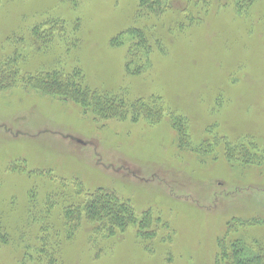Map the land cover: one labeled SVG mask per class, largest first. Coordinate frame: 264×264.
<instances>
[{"label":"rangeland","instance_id":"1","mask_svg":"<svg viewBox=\"0 0 264 264\" xmlns=\"http://www.w3.org/2000/svg\"><path fill=\"white\" fill-rule=\"evenodd\" d=\"M50 72L162 118L96 120ZM100 189L152 234L70 230ZM239 236L264 239V0H0V264H217Z\"/></svg>","mask_w":264,"mask_h":264},{"label":"trees","instance_id":"2","mask_svg":"<svg viewBox=\"0 0 264 264\" xmlns=\"http://www.w3.org/2000/svg\"><path fill=\"white\" fill-rule=\"evenodd\" d=\"M132 53L133 51H130V54ZM132 66L133 57H130L127 72L136 73V71L132 70ZM15 79L16 77H14ZM32 80L39 81L52 95L65 101L73 102L84 109L85 112L93 109L96 120H110L112 118L124 120L129 115L134 118L143 117L154 121L162 118L161 110L153 106L154 100L145 101L140 99L129 104L122 97L106 95L83 88L80 84V78L76 75L63 76L59 73L50 72L36 76ZM179 119L181 120V118H176L173 115L170 116L174 129L179 133L180 139H182L181 125L177 121ZM78 206L77 210L74 207H68L63 211L70 230L78 228L83 220L91 225L98 224L103 226L109 236L114 235L117 230L128 229L136 224H138L139 236L152 234L150 232L151 219L148 216L150 213H145L144 218L138 221L130 203L125 202L116 193L108 189H100L98 193L85 196ZM237 221L238 223L235 221L234 223L231 222L232 224L228 223L229 226H227L225 234L227 238L233 231L238 228L242 229L246 223L244 222L245 220L238 219ZM253 241L255 244L251 245L249 241H244L240 236L230 240V242L222 238L219 239L218 248H222V251L219 255L221 257L220 261L217 264H264V239Z\"/></svg>","mask_w":264,"mask_h":264}]
</instances>
